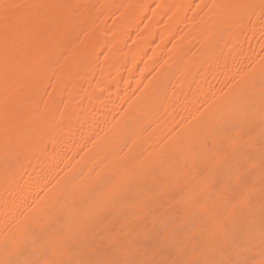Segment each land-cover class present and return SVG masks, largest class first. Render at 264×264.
Listing matches in <instances>:
<instances>
[{
    "label": "bare ground",
    "instance_id": "6f19581e",
    "mask_svg": "<svg viewBox=\"0 0 264 264\" xmlns=\"http://www.w3.org/2000/svg\"><path fill=\"white\" fill-rule=\"evenodd\" d=\"M0 264H264V0H0Z\"/></svg>",
    "mask_w": 264,
    "mask_h": 264
}]
</instances>
